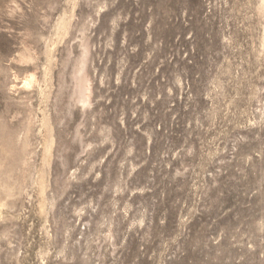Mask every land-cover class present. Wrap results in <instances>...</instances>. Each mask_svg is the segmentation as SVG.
<instances>
[{
  "label": "rangeland",
  "instance_id": "374dc122",
  "mask_svg": "<svg viewBox=\"0 0 264 264\" xmlns=\"http://www.w3.org/2000/svg\"><path fill=\"white\" fill-rule=\"evenodd\" d=\"M0 264H264V0H0Z\"/></svg>",
  "mask_w": 264,
  "mask_h": 264
}]
</instances>
